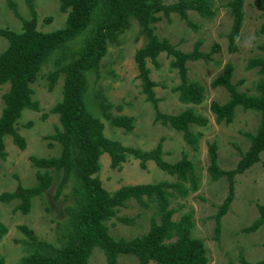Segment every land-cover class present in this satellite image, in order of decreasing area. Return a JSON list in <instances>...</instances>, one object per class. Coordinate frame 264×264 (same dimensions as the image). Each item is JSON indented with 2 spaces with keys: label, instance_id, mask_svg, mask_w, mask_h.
<instances>
[{
  "label": "trees",
  "instance_id": "1",
  "mask_svg": "<svg viewBox=\"0 0 264 264\" xmlns=\"http://www.w3.org/2000/svg\"><path fill=\"white\" fill-rule=\"evenodd\" d=\"M227 6L232 19L227 33V50L234 52L237 50L236 41L243 21V0H228ZM256 6L263 11L264 0H256ZM59 9L66 13L65 24L51 31L37 29L36 12L31 5L30 17L21 18L19 31L0 27V36L7 41L6 47L0 52V84L9 83L1 95L0 159L6 156L5 136H10L20 149L26 146L16 125L24 109L39 110L37 100L32 98L31 84L41 74L43 65L52 61L53 68L44 74L48 89H52L58 77H62L61 99L50 108L51 112L58 115L59 126L47 136L49 146L53 145V141L59 144V153L29 156L32 166L36 168V182L29 186L18 183L13 190L1 192L0 201L7 203L17 200L15 210L22 214L28 213L33 197L41 196L52 184L54 172L60 173L54 198L70 182L73 200L72 204L65 207V222H58V245L38 239L26 225L18 226L26 236L23 240L26 254L15 264H90L89 257L95 247L104 253L106 264H117L119 254L134 255L138 264H209L203 241L190 235L191 222L188 216L172 219L174 210L169 207L166 190L174 183L157 181L123 184L109 191L103 187L98 176L102 153L108 154L109 165L113 168H120L132 156L138 159L141 168H145L146 163L152 160L168 174L180 179L189 177L194 182L192 162L185 156L173 163L165 161L161 155L160 142L149 150H143L105 136L104 124L90 111L85 92L87 76L92 72L97 75L107 46L118 43L119 36L128 28L130 20L135 19L144 43L135 50L134 61L142 91L154 109V120L181 131L186 142H194L197 136L191 133L189 125H203L207 119L192 109H184L176 114L161 112L153 90L155 82L150 78L146 62L149 60L156 67L159 66L157 57L165 52L170 56V65L176 69L180 80L176 87L180 92L179 99L185 103H200L203 100V88L197 82L188 81L186 62L209 60L211 54L219 50V45L215 43L209 51H201L197 40L191 51L186 52L166 38L159 39L152 24L163 16L169 17L171 13L181 19H188V10H194L203 17H211L215 11L211 9L210 0H175L171 3L163 0H60ZM258 32L264 33V22ZM72 42L77 44L71 45ZM254 67L264 74V58H249L246 68ZM232 71L233 66L228 62L222 73L210 82L212 87L225 88L229 95L222 103L211 101L209 108L215 121L231 122L238 106L258 111L260 118L253 133H244L249 144L240 154L235 167L227 170L219 168L216 144L211 142L207 145L209 175L212 179L222 175L227 179V194L214 214L216 235L221 216L233 199L235 175L256 163L264 151V80L256 82L257 94H248L237 89L241 81L232 82ZM95 98L103 117L110 124L122 127L125 131L133 128L131 115H114L110 112L111 104L102 95L97 92ZM46 116L47 113L42 114L43 118ZM128 199H134L142 206L146 205L145 199L153 201L159 211V218L152 219L147 231L139 236L114 238L109 233L107 221L116 215ZM258 212L257 218L244 231H254L264 222V204L258 206ZM6 232L7 227L0 221V240ZM239 260L240 264H264V257L249 261L240 254Z\"/></svg>",
  "mask_w": 264,
  "mask_h": 264
},
{
  "label": "rangeland",
  "instance_id": "2",
  "mask_svg": "<svg viewBox=\"0 0 264 264\" xmlns=\"http://www.w3.org/2000/svg\"><path fill=\"white\" fill-rule=\"evenodd\" d=\"M171 3L175 0H163ZM214 15L200 16L194 10L187 11L188 19H181L171 13L161 17L152 24L155 35L166 38L170 43L183 51H191L199 40L201 51H209L213 44L219 50L211 54L209 60L198 59L187 61L189 82L202 86L203 100L198 103H185L179 98L177 86L180 83L176 69L170 65V56L162 52L158 55L159 66L147 60L150 78L155 82L153 87L157 106L161 112L176 114L184 109H192L196 114L207 119L203 125L191 123L190 131L197 136L194 142H186L181 131L171 126L162 125L154 120V109L142 91L141 80L134 61L135 50L144 43L139 33V25L131 19L128 28L119 36L118 43L109 44L103 54L97 75L88 74V85L85 92L86 103L90 111L98 116L104 124L105 136L116 139L126 146L143 150L161 144L162 158L167 162H176L185 156L193 164L194 182L188 177L180 179L160 169L152 160L141 168L139 161L129 156L120 168L109 165L107 153L100 155L98 176L103 187L109 191L123 184L154 183L167 181L175 185L167 188L169 207L174 210L173 220L187 215L191 222L190 235L203 241L209 264H240V254L246 260L256 261L264 257V222L254 231L246 232L244 228L258 216V206L264 204V151L259 160L234 177L233 199L220 219L219 232L215 233L214 214L227 194V179L224 175L212 179L208 173L207 145L216 144L218 167L227 170L235 167L240 154L246 150L249 140L245 132H254L259 122V112L251 109L235 108L233 120L229 123H217L210 111L211 101L224 102L228 92L223 87H212L210 82L220 75L226 63H231L232 82L239 91L257 94L255 84L264 80V74L258 68H246L249 58H264V33L258 29L264 22V10L258 9L256 0H243V21L236 41L237 50H227V33L231 25V14L228 0H210ZM60 0H0V27L19 31L21 18L30 17V5L36 12L37 29L51 31L65 24L66 13L59 9ZM72 42L71 45H76ZM7 41L0 36V52ZM53 68L52 61L42 67L39 77L31 84L32 98L37 100L39 110L24 109L17 121V131L25 139L26 146L20 149L12 142L10 136L4 138L6 156L0 159V193L11 191L20 183L29 186L36 182L35 170L29 156H50L59 153L60 146L53 141L47 143L48 135L59 126L58 115L50 108L61 99L62 77H58L52 89L47 87L44 74ZM9 83L0 84V112L3 106L2 93ZM102 95L110 104L114 115L125 114L133 117V128L125 131L106 120L97 104L95 93ZM43 113H47L45 118ZM52 184L41 196L32 199L28 213L15 210L17 200L0 201V221L7 227V232L0 240V258L2 264H15L26 254L23 240L26 236L19 225H26L33 230L38 239L54 245L60 243V226L65 222L66 205L72 204L70 182L61 194L54 198V192L60 173L54 172ZM178 188H180L178 190ZM184 190H186L184 192ZM142 206L134 199H128L116 215L107 221L108 230L114 238L129 239L147 231L152 219L158 220L159 211L153 201L145 199ZM121 218H124L122 220ZM90 264H106L102 250L95 247L89 257ZM117 264H138L132 254H119Z\"/></svg>",
  "mask_w": 264,
  "mask_h": 264
}]
</instances>
